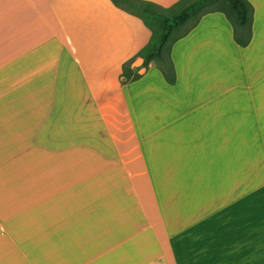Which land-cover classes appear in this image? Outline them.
Segmentation results:
<instances>
[{
  "label": "crops",
  "instance_id": "crops-1",
  "mask_svg": "<svg viewBox=\"0 0 264 264\" xmlns=\"http://www.w3.org/2000/svg\"><path fill=\"white\" fill-rule=\"evenodd\" d=\"M168 7L178 0H148ZM150 31L112 0H0V264H264V0Z\"/></svg>",
  "mask_w": 264,
  "mask_h": 264
},
{
  "label": "trees",
  "instance_id": "trees-1",
  "mask_svg": "<svg viewBox=\"0 0 264 264\" xmlns=\"http://www.w3.org/2000/svg\"><path fill=\"white\" fill-rule=\"evenodd\" d=\"M122 10L140 18L149 29L147 43L122 63L121 82L139 79L142 73L132 67L133 61L142 58L141 67L153 63L164 79L173 84L176 80L171 59V47L185 36L208 12L221 11L233 28L234 40L245 46L251 39L253 7L248 0H178L164 7L148 0H112ZM190 22L188 26H186Z\"/></svg>",
  "mask_w": 264,
  "mask_h": 264
},
{
  "label": "rangeland",
  "instance_id": "rangeland-1",
  "mask_svg": "<svg viewBox=\"0 0 264 264\" xmlns=\"http://www.w3.org/2000/svg\"><path fill=\"white\" fill-rule=\"evenodd\" d=\"M190 24V22H188V24L186 26H188Z\"/></svg>",
  "mask_w": 264,
  "mask_h": 264
}]
</instances>
